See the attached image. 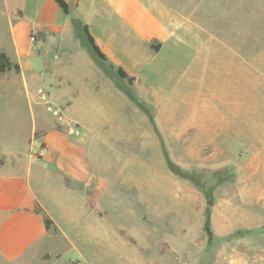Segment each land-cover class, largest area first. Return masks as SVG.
Here are the masks:
<instances>
[{
    "label": "crops",
    "instance_id": "obj_1",
    "mask_svg": "<svg viewBox=\"0 0 264 264\" xmlns=\"http://www.w3.org/2000/svg\"><path fill=\"white\" fill-rule=\"evenodd\" d=\"M1 1L6 34L0 54L11 67L0 72V264H67L66 251L82 258V243H97V213L83 187L110 180L145 187L154 158L147 165L143 155L160 141L146 132L144 120L118 128L104 112L99 98L108 91L97 61L75 43L68 15L53 0ZM201 7L178 0H78L75 16L109 61L135 78L165 140L185 156L213 145L220 163L238 172L241 197L260 201L264 97H258L257 77H244L241 66L225 69L219 61L210 69V52L202 51L222 42L213 36L205 42L178 17ZM235 57L242 62L241 54ZM253 61L257 66L256 54ZM131 146L142 150L138 157H129Z\"/></svg>",
    "mask_w": 264,
    "mask_h": 264
},
{
    "label": "rangeland",
    "instance_id": "obj_2",
    "mask_svg": "<svg viewBox=\"0 0 264 264\" xmlns=\"http://www.w3.org/2000/svg\"><path fill=\"white\" fill-rule=\"evenodd\" d=\"M191 1L204 7L201 11L178 13L179 23L192 24L204 41L213 36L222 42L202 51L207 55L210 52V69L219 61L225 62V69L233 63L237 68L241 66L244 77H257L258 97H264V0H178V3ZM70 2L67 18L75 43L80 40L84 50L97 61L100 85L108 91L106 98H99L104 112L118 128L133 129L144 120L146 132L153 131L160 146L148 148L143 155L147 165L154 158V173H148L145 187H130L116 180L83 187V194L91 199L92 211L97 213V243L93 246L82 243V258L76 252L66 251L64 261L67 264H264V199L252 202L241 197L238 172L232 165L220 163L213 145L203 144L198 153L185 156L180 148H173L165 140L155 121L156 110L147 103L141 104L145 101L138 96L136 83L129 85L120 79L109 68L111 61L102 63L94 55L83 35L84 22L75 16L78 0ZM3 10L0 0V36L6 34ZM33 36L42 38L41 33ZM238 53L242 62L238 57L234 59ZM255 54L257 66L254 61L249 62ZM116 140L111 141L114 147ZM150 142L147 140V144ZM129 152L132 158L138 157L142 150L131 146ZM166 154L192 181L168 168ZM207 216H210L212 238L205 231Z\"/></svg>",
    "mask_w": 264,
    "mask_h": 264
},
{
    "label": "trees",
    "instance_id": "obj_3",
    "mask_svg": "<svg viewBox=\"0 0 264 264\" xmlns=\"http://www.w3.org/2000/svg\"><path fill=\"white\" fill-rule=\"evenodd\" d=\"M58 7L62 10V12L65 15H69L70 14V6L67 3L66 0H53ZM82 29H83V35L85 40L87 41L89 47L91 48L92 52L94 53V55L97 57V59L99 61H101L102 63L108 64L109 63V59L106 56V54L101 50V48L98 46V44L95 41V38L93 37V35L90 33L89 27L86 24L82 25ZM83 40V39H82ZM160 48V46H153V49L155 51H158ZM109 68L113 71H115L116 75L122 79V80H126L127 83L129 85H132L135 81L134 77H131L125 70L123 67L121 66H116L113 63H109L108 64ZM11 67V63L9 62V60L7 59L6 55L4 53L0 54V72H5L6 69ZM14 68L19 71V67L17 65L14 66ZM135 99V98H134ZM136 101V100H135ZM137 102V101H136ZM138 103V102H137ZM142 105H145V102H141ZM165 162L168 166V168L177 176L183 177L185 179H188L189 181H192L191 177L189 176V174L187 172H185L184 170H182L178 165H176L171 158L169 157L168 154L165 155ZM45 225L47 229H51L52 227V222L49 220L48 217H45ZM205 231L208 233V237L212 238L213 237V232L210 228V216H207V220L205 223Z\"/></svg>",
    "mask_w": 264,
    "mask_h": 264
},
{
    "label": "built area",
    "instance_id": "obj_4",
    "mask_svg": "<svg viewBox=\"0 0 264 264\" xmlns=\"http://www.w3.org/2000/svg\"><path fill=\"white\" fill-rule=\"evenodd\" d=\"M47 93L46 92H44V91H41L40 92V96H41V99L43 100V101H46V99H47ZM71 132H73V133H76L75 131H71Z\"/></svg>",
    "mask_w": 264,
    "mask_h": 264
}]
</instances>
